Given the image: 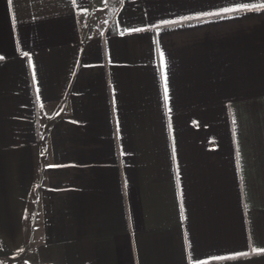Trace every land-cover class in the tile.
Listing matches in <instances>:
<instances>
[{
    "label": "crops",
    "instance_id": "crops-1",
    "mask_svg": "<svg viewBox=\"0 0 264 264\" xmlns=\"http://www.w3.org/2000/svg\"><path fill=\"white\" fill-rule=\"evenodd\" d=\"M261 3L0 0V259L264 264Z\"/></svg>",
    "mask_w": 264,
    "mask_h": 264
},
{
    "label": "snow or ice",
    "instance_id": "snow-or-ice-1",
    "mask_svg": "<svg viewBox=\"0 0 264 264\" xmlns=\"http://www.w3.org/2000/svg\"><path fill=\"white\" fill-rule=\"evenodd\" d=\"M9 3L11 4V0H9ZM238 7L240 8H244V9H248V8H253V9H264V3L261 4H253V5H248V4H243V5H239ZM233 9H222V11H232ZM167 23V22H165ZM132 31L134 32H139V31H143V29H132ZM25 55H27V53H25ZM161 57L163 59V53H161ZM0 59H2V57H0ZM164 80H165V102L167 103L168 100V89H167V77L166 75H164ZM254 252L256 253H264V249H253ZM234 255L239 256V255H247V253H235ZM213 259H226V257H214ZM197 264H206L205 261H198Z\"/></svg>",
    "mask_w": 264,
    "mask_h": 264
},
{
    "label": "rangeland",
    "instance_id": "rangeland-1",
    "mask_svg": "<svg viewBox=\"0 0 264 264\" xmlns=\"http://www.w3.org/2000/svg\"><path fill=\"white\" fill-rule=\"evenodd\" d=\"M32 259L30 252L18 251L13 256L0 259V264H32Z\"/></svg>",
    "mask_w": 264,
    "mask_h": 264
}]
</instances>
